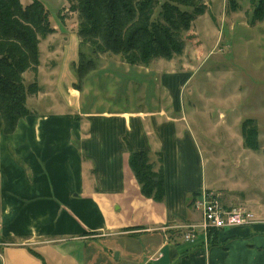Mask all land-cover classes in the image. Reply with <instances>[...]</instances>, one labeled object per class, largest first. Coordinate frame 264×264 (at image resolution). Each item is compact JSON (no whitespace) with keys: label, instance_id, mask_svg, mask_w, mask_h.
Returning a JSON list of instances; mask_svg holds the SVG:
<instances>
[{"label":"crops","instance_id":"1","mask_svg":"<svg viewBox=\"0 0 264 264\" xmlns=\"http://www.w3.org/2000/svg\"><path fill=\"white\" fill-rule=\"evenodd\" d=\"M64 71L27 97H46L43 112L28 109L0 134V264H264V209L207 247L183 240L179 226L200 218L193 200L215 182L199 166L195 132L173 114L181 75L164 76L158 109L100 111L83 109L74 69ZM131 152L157 167L160 200L141 194Z\"/></svg>","mask_w":264,"mask_h":264},{"label":"rangeland","instance_id":"2","mask_svg":"<svg viewBox=\"0 0 264 264\" xmlns=\"http://www.w3.org/2000/svg\"><path fill=\"white\" fill-rule=\"evenodd\" d=\"M30 1L20 0L23 5ZM39 1L55 30L44 38L39 36L37 85L43 90L49 80L62 79L70 65L83 109L152 110L168 97L161 83L164 76L181 75L185 83L179 87L181 98L173 114L184 117L181 121L196 134L199 166L206 179L215 182L210 191L228 206L249 209L259 221L258 214L264 209V19L250 23L251 0H234L235 9L228 0H202L206 11L180 33L183 50L171 59L130 65L119 55L92 56L82 48L95 64L83 78L76 73L81 50L77 13L64 0ZM23 77L29 84L34 75L26 71ZM26 106L43 112L47 98H29ZM247 118L257 126L255 151L243 144L241 123ZM96 244L99 250L101 243Z\"/></svg>","mask_w":264,"mask_h":264},{"label":"trees","instance_id":"3","mask_svg":"<svg viewBox=\"0 0 264 264\" xmlns=\"http://www.w3.org/2000/svg\"><path fill=\"white\" fill-rule=\"evenodd\" d=\"M65 1L78 18L81 50L76 73L80 78L95 65L82 48L90 50L92 56L107 52L119 55L130 65L146 66L153 59L179 55L183 50L180 33L206 11L202 0ZM228 2L235 9L234 0ZM251 4L250 23L262 21L264 0H251ZM54 30L41 1L23 5L20 0H0V134L13 132L18 120L30 113L26 99L38 92L39 36L44 38ZM26 71L34 75L29 84L24 83ZM241 134L245 148L258 149L254 119L242 121ZM128 165L141 194L160 200L162 181L152 170L147 154L131 152Z\"/></svg>","mask_w":264,"mask_h":264},{"label":"built area","instance_id":"4","mask_svg":"<svg viewBox=\"0 0 264 264\" xmlns=\"http://www.w3.org/2000/svg\"><path fill=\"white\" fill-rule=\"evenodd\" d=\"M193 208L199 213V219L182 224L183 240L196 243L198 240L207 247L212 233L240 226H251L257 222L255 214L249 209L224 205L216 193L202 192L193 200Z\"/></svg>","mask_w":264,"mask_h":264}]
</instances>
